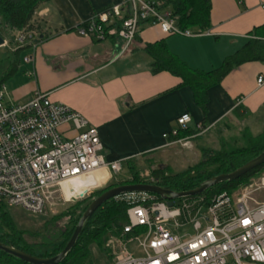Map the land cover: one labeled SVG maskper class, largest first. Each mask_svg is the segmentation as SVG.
I'll list each match as a JSON object with an SVG mask.
<instances>
[{"label":"crops","instance_id":"crops-1","mask_svg":"<svg viewBox=\"0 0 264 264\" xmlns=\"http://www.w3.org/2000/svg\"><path fill=\"white\" fill-rule=\"evenodd\" d=\"M123 0H49L34 15L41 26L40 42L21 55L14 76L4 84L5 103L25 104L36 93L44 94L83 117L97 130L105 162H139L140 159L171 150L175 143L164 136L177 130V119L190 117L188 127L219 125L241 115L251 118L264 108V62L239 66L219 84L207 90L204 113L191 90L172 75L151 73V59L144 47L163 40L168 50L189 68L208 72L257 40L251 31L264 24L262 0H210V29L195 37L165 35L157 26L142 25L130 48L118 56L122 42L106 39L95 42L78 36L74 29L94 13ZM0 51L15 49L4 39ZM31 57L27 63L25 59ZM102 188L110 181L106 169ZM97 175V174H95ZM98 188V189H99Z\"/></svg>","mask_w":264,"mask_h":264},{"label":"built area","instance_id":"built-area-1","mask_svg":"<svg viewBox=\"0 0 264 264\" xmlns=\"http://www.w3.org/2000/svg\"><path fill=\"white\" fill-rule=\"evenodd\" d=\"M124 8L127 18L116 33L122 42L118 56L130 48L142 25L157 26L165 35L203 34L179 30L155 0H123L94 13L74 31L80 37L102 42L107 38L106 29L121 19ZM36 40L33 33L14 34L19 47ZM31 61V57L25 59ZM263 82V78L257 79V85ZM6 94L4 85L0 86V204L40 215L49 206L47 195L54 187L101 169L109 172L110 179L121 171V161L103 160L97 130L79 114L51 102L44 94L36 93L31 101L20 105L5 103ZM176 123L178 130H186L190 117L182 115ZM196 129L200 136L211 126L199 124ZM149 184L156 185L153 179ZM256 186L255 191L264 197V173ZM247 196L200 195L172 201L170 207L153 194L118 196L115 199L128 206L127 224L122 228L128 238H111L106 243L111 248L110 264H264V198L256 202ZM77 199L79 196H72L67 202ZM187 229L192 235L184 234ZM136 240L139 257L127 249Z\"/></svg>","mask_w":264,"mask_h":264},{"label":"trees","instance_id":"trees-1","mask_svg":"<svg viewBox=\"0 0 264 264\" xmlns=\"http://www.w3.org/2000/svg\"><path fill=\"white\" fill-rule=\"evenodd\" d=\"M155 1L159 3L160 10L168 11L170 19L174 21L179 30L205 33L210 29V0ZM48 3L49 0H0V35L9 40V43L13 42L15 45V49L10 54L0 51V86L9 81L17 72L21 55L30 49L32 45L40 42L41 26L34 21V15L39 8ZM127 12V8H124L121 19L116 20L106 29V39H116L117 30L122 20L127 18ZM19 31L33 33L37 40L32 41L33 44L27 43L19 47L14 42V34ZM250 34L257 40L250 41L239 51L225 58L219 67L208 72L189 68L168 50L163 40L145 45L144 52L151 59V73L165 72L179 79L182 86H186L191 90L195 103L205 113L207 90L210 87L219 84L231 71L243 64L256 61L264 62V24L254 28ZM239 110L240 108H237L233 112L237 119H242V117L251 118V114L241 115ZM201 126L207 127L203 124ZM198 133L196 127H187L186 130H177L175 135L170 136L168 139L170 142L175 143L184 138H197L199 137ZM263 150L264 131L257 137L247 135L245 145L239 149L228 151L221 147V149L213 151L201 148V160L179 175L168 173L166 170L168 167L159 166L157 168V162H147L148 168L153 166L157 169L149 170L148 177L141 178L138 173L139 162L128 161L126 162V168L129 172V179L124 182L109 184L106 189L97 192L94 199L103 192L117 186L149 184V179H153L157 186L172 192H187L197 188L203 181L213 176L235 171L257 157ZM263 173L264 165L248 172L237 180L207 189L201 195L207 197L221 193L231 195L236 189L246 186L252 179L258 178ZM89 203L85 200L77 202L70 210L53 218L51 224L61 218H67V226L58 230V236L54 242L40 244L28 243L25 237L35 236L17 229L16 224L10 218L8 207L0 204V243L38 258L56 256L69 240L78 219ZM127 209L128 206L124 202H120L115 198L102 204L85 222L73 248L59 264H94V251L102 257L109 258L110 250L104 247L105 243L111 238H120L121 236L128 238L122 233V228L127 224ZM48 226L45 225V227ZM106 262L108 263L107 260ZM0 264L26 263L0 252Z\"/></svg>","mask_w":264,"mask_h":264},{"label":"rangeland","instance_id":"rangeland-1","mask_svg":"<svg viewBox=\"0 0 264 264\" xmlns=\"http://www.w3.org/2000/svg\"><path fill=\"white\" fill-rule=\"evenodd\" d=\"M3 52L10 54V50L7 48ZM264 131V108L255 115L253 118L242 117V119L229 118L223 121L219 125V129L209 130L208 132L200 135L197 138L186 140L181 139V142H177L171 147V150L158 155L161 161L163 160L168 167L166 170L172 175H179L186 172L188 167L197 164L201 160L200 149L204 148L207 150H235L242 148L245 145V137L248 135L250 137H257ZM157 162L156 158L149 156L142 158L138 164V173L141 178H147L149 170L157 169L162 166L157 162V168H148L146 163ZM148 163V164H149ZM155 165V164H154ZM99 171L93 174L75 179L69 183L60 187V192L50 200L49 206L40 215L30 214L25 212L20 208H8L10 218L16 224L17 229L23 230L28 233V235H34L35 237L26 236V240L31 244H40L54 242L58 236V230L63 229L67 226V218H61L56 220L51 224V220L61 213L70 210L77 202L89 201L94 199V195L101 190L106 189L109 184L124 182L129 179V172L127 168L122 165L121 171L116 175V177L110 181L106 186L99 188L104 182L105 177L98 174ZM97 174V175H95ZM256 184H258V178L252 179L246 186H241L236 189L231 195L233 197H240L241 195H248L247 197L259 202L262 201L263 193L260 191H255ZM55 188V187H54ZM53 188V189H54ZM99 188V189H98ZM89 192L85 197L77 199L73 202H67L72 196L78 197L81 194ZM177 202V200H175ZM250 204H254L249 201ZM60 204H62L60 206ZM64 204V205H63ZM49 225L45 227V225ZM45 227V228H44ZM37 234V235H35ZM184 234L192 235V231L187 229ZM141 240V238L139 239ZM139 240L132 241L127 245V249L135 257L141 256L139 250ZM108 243V242H107ZM104 247L108 249L105 243ZM111 248H109L110 250ZM108 257H102L96 251H94V264H110L112 262V254L110 252ZM106 258V259H104ZM108 261V263L106 262Z\"/></svg>","mask_w":264,"mask_h":264},{"label":"water","instance_id":"water-1","mask_svg":"<svg viewBox=\"0 0 264 264\" xmlns=\"http://www.w3.org/2000/svg\"><path fill=\"white\" fill-rule=\"evenodd\" d=\"M41 38L42 36H39V39ZM4 44H5V40L3 36L0 35V48L3 47ZM262 165H264V150L257 157L248 161L247 163H245L235 171L228 174H220L217 176H213L203 181L197 188L181 193L172 192L168 189L150 184H128V185L117 186L103 192L88 204V206L82 212L80 218L78 219L69 240L67 241L61 252L58 253L56 256L50 258H38L35 256L28 255L14 247L4 245L2 243H0V252L14 259L22 261L26 264H59L65 259L67 254L73 248L78 236L82 231L85 222L93 215V213L102 204H104L108 200H111L113 198L125 194H153L158 196L161 200L167 201V206L170 207L172 205V201L200 196L207 189H210L222 183H227L237 180L242 176H244L245 174H247L248 172ZM82 197L83 194L79 196V198Z\"/></svg>","mask_w":264,"mask_h":264},{"label":"bare ground","instance_id":"bare-ground-1","mask_svg":"<svg viewBox=\"0 0 264 264\" xmlns=\"http://www.w3.org/2000/svg\"><path fill=\"white\" fill-rule=\"evenodd\" d=\"M98 171V170H97ZM96 171V172H97ZM78 179V178H77ZM75 180V179H74ZM69 183V182H68ZM66 184V183H65ZM65 184H63V185H65ZM63 185H61V186H63ZM61 186H59V187H57V188H55V189H52L49 193H48V197L50 198V199H52V198H54V196H56V194H58L59 192H60V187Z\"/></svg>","mask_w":264,"mask_h":264}]
</instances>
